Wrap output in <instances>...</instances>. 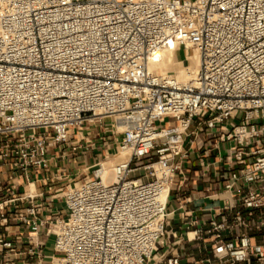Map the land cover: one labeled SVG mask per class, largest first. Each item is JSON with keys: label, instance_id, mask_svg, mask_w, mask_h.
<instances>
[{"label": "built area", "instance_id": "2783aa9c", "mask_svg": "<svg viewBox=\"0 0 264 264\" xmlns=\"http://www.w3.org/2000/svg\"><path fill=\"white\" fill-rule=\"evenodd\" d=\"M174 44L200 50L187 82L150 68ZM86 126L102 131L81 137ZM97 139L123 156L107 179L108 155L54 189H66L61 213L41 217L42 193L4 191L0 264L20 253L14 223L38 260V236L52 237L58 264H264V0H0V166L13 188ZM187 143L217 149L236 191L193 231L215 245L194 260L159 247Z\"/></svg>", "mask_w": 264, "mask_h": 264}, {"label": "crops", "instance_id": "0c3cea01", "mask_svg": "<svg viewBox=\"0 0 264 264\" xmlns=\"http://www.w3.org/2000/svg\"><path fill=\"white\" fill-rule=\"evenodd\" d=\"M91 130L84 128L80 134L81 137ZM100 131H102L101 128L94 134ZM73 134L77 135L75 132ZM201 136L203 140H206L204 134ZM97 143L98 146L92 149H80L75 153L68 151L65 156H60V153L52 155L48 171H34L30 182L21 179L14 188L9 180V166H0V203L6 195L10 198L11 192L20 196L31 190L33 193L43 194L38 198L39 202L44 203L41 217L55 216L61 213L64 206L63 193L57 194L54 189L65 188L68 180L82 169L91 167L98 160L113 154L116 150L111 146L112 148L105 153L103 141L97 139ZM185 148L190 151V154L185 159L177 158L180 170L176 174L175 185L169 198L168 233L164 238V245L161 246V253H165L168 257L179 253L188 257L189 260H194L210 255L215 245L208 240L189 239L193 236V231L198 227H205L203 225L205 220L209 219L219 208L235 201L236 191L226 188L229 182V172L225 170L224 161L219 157L217 149L211 148L208 151L209 155H205V147L201 148L196 144L187 143ZM97 151L99 152L97 153ZM6 189L10 190L3 196ZM17 204L20 206L19 212H23L25 206L28 205L26 201H18ZM9 208L10 206L6 207V209ZM0 230L3 229L0 228ZM29 231V227L26 225L18 223L11 225L9 236L16 243L17 251L20 252L13 257L15 264H58V255L53 248V238H48L43 232L36 240L43 244L40 247L43 254L41 260H38L37 256L26 253L27 248L31 246L28 239ZM253 239L260 242L261 237Z\"/></svg>", "mask_w": 264, "mask_h": 264}, {"label": "bare ground", "instance_id": "6f19581e", "mask_svg": "<svg viewBox=\"0 0 264 264\" xmlns=\"http://www.w3.org/2000/svg\"><path fill=\"white\" fill-rule=\"evenodd\" d=\"M178 51L177 44L164 49L161 53V60L159 62H151L150 68L154 71L159 70L167 75H174L180 81L187 82L196 75L200 68V50L198 47L192 46L185 54V61L187 62L192 63L193 61L199 60L198 68L195 65H185V61L179 59ZM122 156L123 155H110L107 160L102 162V172L99 173L102 175L103 179L109 178V169L114 165L108 163L114 160L116 161V158H120Z\"/></svg>", "mask_w": 264, "mask_h": 264}, {"label": "rangeland", "instance_id": "374dc122", "mask_svg": "<svg viewBox=\"0 0 264 264\" xmlns=\"http://www.w3.org/2000/svg\"><path fill=\"white\" fill-rule=\"evenodd\" d=\"M185 54H186V51L184 50V49H180L179 51H178V57H179V59H182L183 61H185ZM190 65V66H193V65H195L197 68H198V65H199V60H196V61H193L192 63H190V62H187V61H185V65ZM187 67V66H186ZM170 121V119L169 118H167L166 119V121ZM109 122V120H107L106 121V123H108ZM86 128H90V129H94V130H98L99 129V126H86ZM99 151H97V153H98ZM94 155H96V154H94ZM112 155V154H111ZM110 156V155H109ZM118 160V158H116V161ZM90 161H92V160H90ZM115 161V160H114ZM114 161H111V162H109L108 164H114L115 162ZM134 165H136V164H134ZM111 167H110V169H109V174L111 173ZM141 174H143V171H137V172H135L134 173V175L135 176H137V175H141ZM82 179V178H81ZM66 191V189H64L63 191H61L62 193L63 192H65ZM164 241V240H163ZM159 247L161 248V245H159Z\"/></svg>", "mask_w": 264, "mask_h": 264}]
</instances>
